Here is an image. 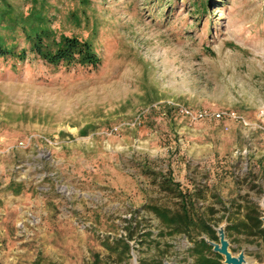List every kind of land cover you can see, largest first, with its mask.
Returning a JSON list of instances; mask_svg holds the SVG:
<instances>
[{"label":"rangeland","instance_id":"1","mask_svg":"<svg viewBox=\"0 0 264 264\" xmlns=\"http://www.w3.org/2000/svg\"><path fill=\"white\" fill-rule=\"evenodd\" d=\"M91 3L97 67H52L32 54L1 61L0 263L119 264L101 241L124 237L127 264H194L190 239L161 234L143 208L176 199L139 163L183 188L204 185L203 206L216 191L263 216L264 0H212L203 14L193 0ZM227 239L244 264H264L262 239Z\"/></svg>","mask_w":264,"mask_h":264},{"label":"trees","instance_id":"2","mask_svg":"<svg viewBox=\"0 0 264 264\" xmlns=\"http://www.w3.org/2000/svg\"><path fill=\"white\" fill-rule=\"evenodd\" d=\"M211 4L212 0H193L192 7L197 14H203ZM61 5L64 10L57 17L62 9ZM94 12L91 0H25L22 5H16L11 0H0V64L2 60L10 59L23 62L32 54L52 67H97L101 62L96 48L100 22L95 15L90 14ZM69 26L79 30L84 28L85 34L74 31L66 33L64 30ZM91 126L85 125L79 130V134H88ZM258 161V178L264 186V156ZM139 170L159 192L176 199L174 206L149 203L143 205V208L158 218L164 229L161 234H184L190 239V253L194 257V264H223V257L213 252L204 238L217 241L215 228L224 218L227 237L255 236L264 242V228L256 203L243 199L245 205H241L235 197L232 200L224 199L218 192L212 191L213 203L203 206L199 202L206 199L204 185L183 188L174 180L170 171L163 173L145 163H139ZM6 189L13 194H20L24 187L21 183L10 181ZM260 190L264 192L263 188ZM226 202L229 204L226 205ZM214 204H220V210ZM230 206L244 208V211L232 212ZM221 210V215H216ZM129 233L130 237L131 228ZM101 244L109 254L115 255L119 264H127L130 255L128 238L106 237ZM97 263L96 259L92 264ZM31 264L41 263L35 260Z\"/></svg>","mask_w":264,"mask_h":264},{"label":"water","instance_id":"3","mask_svg":"<svg viewBox=\"0 0 264 264\" xmlns=\"http://www.w3.org/2000/svg\"><path fill=\"white\" fill-rule=\"evenodd\" d=\"M262 209L264 210V202L261 203ZM262 228H264V211L263 216H261ZM218 237L217 241L211 240L209 238H204L205 241L211 246L212 251L220 254L223 257V264H244L245 254L241 250L238 254H233L229 248V241L226 237V233L223 225H219L215 228ZM163 264H170L168 261H164Z\"/></svg>","mask_w":264,"mask_h":264},{"label":"built area","instance_id":"4","mask_svg":"<svg viewBox=\"0 0 264 264\" xmlns=\"http://www.w3.org/2000/svg\"><path fill=\"white\" fill-rule=\"evenodd\" d=\"M186 114H190L188 110H183ZM215 116L216 117H221V114L220 113H215Z\"/></svg>","mask_w":264,"mask_h":264},{"label":"bare ground","instance_id":"5","mask_svg":"<svg viewBox=\"0 0 264 264\" xmlns=\"http://www.w3.org/2000/svg\"><path fill=\"white\" fill-rule=\"evenodd\" d=\"M134 264H139V263H136V262H135Z\"/></svg>","mask_w":264,"mask_h":264}]
</instances>
